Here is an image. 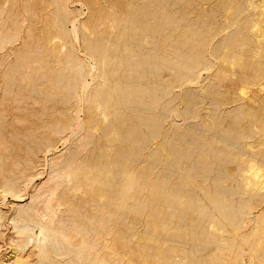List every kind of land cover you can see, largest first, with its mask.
<instances>
[{
    "label": "rangeland",
    "instance_id": "rangeland-1",
    "mask_svg": "<svg viewBox=\"0 0 264 264\" xmlns=\"http://www.w3.org/2000/svg\"><path fill=\"white\" fill-rule=\"evenodd\" d=\"M71 1L72 3H70V11H69L71 13L69 14L68 12L67 14H65V16L68 14L69 15L66 18H64L65 16H63L62 14V12L64 11L61 10L62 8L59 6V3L57 0H14L13 2L12 0L9 2H7L6 0H0V5L2 6L0 7L1 9H4V12H2L3 14L1 13L3 16H1L2 19L0 18V22L1 20H3L4 22L2 21L3 23L1 24L3 25L1 26L5 25L4 27L0 26V28L2 29V30L0 29L1 31L0 35L4 36L5 34V37L7 36L9 37V35H12L11 33L9 34V30H8L9 28L10 31L13 33V38L9 42L11 41L14 42L12 46L10 44H6V45H3V47H1V49L3 48L5 52L3 50L0 52L2 54V56L0 54L1 56L0 59L4 58V60H0V61L5 66L9 64L10 65L9 67H5L4 65L0 64V68H1L0 71L2 70L0 72L1 74L0 79L3 80L4 79L3 76L5 75L9 76L11 74L10 72H12V74L10 75L11 77L15 74V77L17 76L18 79H20L18 81V79L16 80L14 76L12 77L13 78L12 81L17 82V83L15 82L17 85L14 84V87H16L15 90H18L17 89L19 88L18 84L19 83L21 84V79L23 78V74L25 70L27 69V68L25 69L22 67L25 65H29L28 66L29 68L30 66H32V64L36 65L35 67L33 66L30 67L32 68L31 69L32 72L34 71V69L38 70L37 68H39L40 73H43V76L45 78L42 77L39 72L34 71L37 73L36 75H34V77L36 76L35 78L38 80V82L36 83L34 82V83L35 84L38 83L39 85L38 88H42V89H40L41 90L40 92V90H38V88L36 87L37 88L36 91L32 90L31 92L29 91V93L32 96L35 95L36 98L38 97V99H41L46 94V91L48 92L47 95L49 93L52 95V93L53 94L54 92L56 93V88L58 87L57 92H60L62 87L72 80L71 78H73L74 70L70 68L73 67L74 58L80 57L83 60H87V62L88 61L91 62V59H89L91 55L89 54H91L93 51L92 49L89 51V48H91L89 47L90 45L92 46L93 44L94 45L96 44L95 47L97 46L96 48L98 50L106 47V50H109V53H112L109 46H111L113 50V46H116L115 44L122 45L124 50L122 49V51H120V57L126 63L141 62L143 65L145 64V72L148 76L146 79L141 80V82H143L144 84L148 83L152 90L153 88L157 89L158 91L155 89L154 91L157 92V94L159 95L161 94L163 96V100L161 99V103L165 104L164 107L161 105L163 108L161 106L160 107L158 106L155 110L153 109L151 111L146 110L145 112H142V113L139 112V110H134V109L126 110L127 115H125V117L128 118V125L127 127L125 126L124 129L126 130L128 129V127L137 128V126L138 128H140L139 125L141 126L140 129H135V130L137 134L136 137H138L139 135L138 139L141 138L143 141H140L139 143H134L132 147L133 151H135L133 152L134 157L132 156V158H134V161L136 160L135 161L136 165H134L136 167L135 168L136 174L138 173L141 174L140 178L142 181H144V179H146L147 181L151 174H152L151 176H154V177L152 178L150 177L149 178L150 180L158 178V177H159L158 179H160L161 177V179L164 180L167 184H169L170 187H172L173 183L175 182L174 183L175 187H172V188H175L177 190H178L177 185L178 183H180V180H181V188H182L181 190H183L181 191V193L191 195V192L193 191L192 194H194L193 195L194 197L193 196L192 197L194 198V200H196L195 201L196 203L193 206V211L195 210V212L197 213V215L196 214L193 215V217L196 218V220L193 222L188 217L182 218L181 221L183 222H181V225L184 224L183 226H185L187 230H185V228L181 226V232L184 234V235L181 234V240H180L181 242L178 240H176L177 241L176 242L174 240V241H171V244L175 245V247L179 249L177 251L178 254L182 255L184 253H187L188 255L194 256V255H198L201 253L198 251L200 249L199 246L202 245L201 240L204 242V247H205V250L203 252L208 253V254L213 253V252L215 253L220 252V248H223L224 244L226 246L228 243L235 242L236 245L241 244L242 251H243L242 259L245 262V264H253L254 262H256L254 264H259L258 262L263 264L264 259H261V257L258 254L255 255V253H258V252H256L255 250H251V246L247 243L244 244L242 242V239L244 235L251 234L253 231H255V229H257L258 227L257 225L261 223V220L257 219V220L252 221L251 223H247L248 224L247 225L245 222V219L243 218L244 216H246V210L248 209L249 206L255 205L257 207H255L254 211L257 212L258 210L256 209L263 206L264 203L262 204L259 203L258 193L255 190L253 191L252 189L254 193L256 192V195L251 191V188L243 189L245 188V181L244 183H242L243 180L239 178L240 175H239L238 169L240 167L239 165L241 164L246 165L248 164V162L249 163L252 162L253 164L257 166L259 165L258 167L261 166L263 170L260 171L258 177H256L257 175L255 177L251 175L252 177H254L253 179H255V181L256 180L258 181L260 178V174L264 173V160H263L264 159V0H70V2ZM92 2H95V4ZM96 4L99 5L100 8H102L100 12L96 10L97 8L95 7ZM4 6H6L5 8L9 10L11 9L13 13H11V11L10 13H8L9 11H7V9L5 10ZM14 13H15V16H13ZM5 14H9V15H6L5 17ZM111 14L114 17L123 19V24L127 26L128 29L126 31L121 32V30L117 28L113 29V28H109V26L102 25L101 22L103 20L110 19L112 17ZM32 15H34L36 18ZM90 15L93 18L95 16L96 17L92 19ZM166 15L168 16L166 17ZM23 17L24 18L26 17L25 21ZM89 17L91 18V22L90 24L88 22L87 27H84L83 25L86 22L85 20L87 18L89 19ZM163 17L167 18L168 20L170 19V22H168L167 20L164 21L165 19ZM22 18L24 22H22ZM15 19L17 20L16 23L18 22L17 26L18 27L21 26V29H18L16 25H15V28L17 30L12 28L14 27V25L10 27L12 23L15 24L14 22ZM63 19L65 21H62ZM71 19L72 21L78 20L76 23L79 29L77 37L73 35L66 36L65 34L66 31L60 30L57 26L59 24L58 20H61L62 23L64 22L63 23L64 29L70 30L72 29V25L70 23L72 22ZM73 19H76V20H73ZM93 20H95L96 22L94 23ZM19 21L20 23L22 22V24H20ZM65 23H66L67 28L65 26ZM82 23L83 25L81 26ZM7 24L10 26L8 27ZM132 24L133 26L138 25L137 27L141 26V28H137L136 26H134L135 28L133 27L134 28L133 30ZM101 26H102V31L104 30L103 32L101 31ZM5 27H7V29ZM103 27L104 28L106 27V28L104 29ZM182 29H184L185 32L188 31L187 33L190 32L192 35H193V32H195V34L197 33L196 34L197 36L194 35V39H193L194 43L191 40L192 38L190 39V38H187L186 35L184 36L182 35L184 34V31ZM6 30H8L7 34L5 32ZM15 30L16 32L20 30L21 32L20 36H19L20 32L18 31L19 33H16ZM62 31H65V32H62ZM14 32L18 35L14 34ZM190 33L187 36L190 35L191 37ZM15 35L17 36V38ZM54 35H58L60 37L54 39L53 41L54 44H46L47 38L54 36ZM128 35H132L134 37L135 42L134 44H132V46H130L128 41L126 42V44L124 43ZM90 36L91 38H89ZM119 36H121V39ZM198 37L199 39H197ZM87 38H89V40H93L94 42L91 41L90 43L89 41V43H86V41H88ZM122 38L124 39V41H122L123 40ZM24 39L25 41L27 39V41L24 42ZM186 40H188V42L191 40L192 42H190L189 45L185 46L188 43ZM195 40L197 43L195 42ZM173 41L175 43H173ZM177 41H179V43ZM184 41L187 43H185ZM200 41L203 42V45ZM9 42L7 41L6 43H9ZM85 43L89 44L88 49ZM170 43L171 44L173 43L172 45L174 44L175 45L172 46ZM17 44L18 46H16ZM5 46H9V47H5ZM126 46H129V48L132 50V53H135V55L132 58L126 55V50H125ZM176 46L179 47L177 48V51L178 50L180 51L181 49L180 54H179V51L176 52V50L171 48V47H174L176 49ZM191 46L193 49L191 48ZM10 47H13V50ZM15 47L18 49H16ZM189 47L193 51H191ZM195 47H197V49H199L200 51L203 47L201 51L203 52V54H201L200 56L204 55L203 59L200 57L201 63L199 62L198 64L199 66L197 65L199 67L197 68V70L199 69L197 72L198 80L196 79L198 82H196L195 80V82L191 83L188 79H185L184 75L186 72V65L184 64L185 65L184 66L182 63L181 64L182 70L178 69V70H181L182 79L179 80L181 82L180 83L178 79H176L175 75L169 74L170 73L169 68L166 69L163 65L164 63L162 62L163 60L164 62H166L167 59L171 61L173 60L175 61L179 57L181 58V61L185 63V60L187 62V60L192 56V55H189V57H187L186 54L188 55L189 52L191 53L194 52L195 54L200 52L196 50ZM8 48H9V53L7 52ZM171 49H173L174 52L173 50L171 52ZM15 50L17 51L14 52ZM98 50L96 52V55L99 56L100 54ZM185 50H187L188 53ZM31 51L32 52L34 51L33 56L31 55L32 53ZM95 51L96 50H94V52ZM182 51L185 52L186 54H184ZM12 52L14 53L12 54ZM34 53H37V54L39 53V55H36V54L34 55ZM59 53L61 55H59ZM182 53L185 56H183ZM9 54L13 56L11 57L9 56ZM4 55L6 56L4 57ZM28 55L32 57H29ZM43 55H45L46 59L43 58L44 57ZM167 55H169V57ZM171 55H172V58H171ZM180 55H182L184 58L180 57ZM34 56H37V57L39 56L38 59L40 60H41V57L43 56L42 61H41L43 62L42 65L38 62L39 61L38 59H37L38 64H36L37 62L35 63L36 57ZM113 56L114 54H111V57ZM31 59L35 61L33 62ZM43 59L46 60V62L43 61ZM27 60L30 63H27ZM3 61H7V62H3ZM37 65H40V66H37ZM9 68L10 70L7 72ZM12 68L15 71L12 70ZM22 69L23 70L25 69V70L22 72V74L21 72L18 74L17 73L18 70L22 71ZM150 69L154 72L149 73ZM3 72H7V74L5 73L4 75ZM32 72L31 74H33ZM55 76L57 78L62 77V76L63 77L57 79ZM110 77L112 79H115L117 77L123 78L122 70L120 69L117 75L110 74ZM54 78L56 79L54 80ZM87 79L88 81L91 80L90 82H92L91 75L90 76L88 75ZM170 81H171V86H170L169 93L163 94L164 85ZM2 82L3 81H1L0 83L2 84ZM52 82H54L56 86L55 89H54L55 86H53L54 84H52ZM101 82L102 81L99 79V77L93 81V84H91L90 86L92 87L90 88L91 91L90 90L88 91V93L90 92L89 93L90 96L93 97L94 94H96L100 90V87L98 86H100ZM50 89L51 91H49ZM0 90H1L0 97H2L3 95L1 94L3 90L1 86H0ZM11 90L12 92L15 91L13 90V87ZM52 90L53 91L55 90V91L53 92ZM24 92L26 94V90H24L22 94H24ZM68 93L69 91L64 92V94L66 95H69ZM77 93H80V92L78 91ZM58 94L59 93H56V101L47 99L50 102L48 101L46 107H48V105L50 107V105L52 104L56 105L57 109H55L56 111L53 110L54 112L51 111L52 110L51 108H49L50 110L46 108V111L49 110L47 112L44 109L45 104H43L42 102L44 99L47 98L46 95H45L46 98L43 97L40 100L41 104L43 105V108H42V105L39 103H35L36 105L34 106V103L30 101V99L29 100L23 99L24 101V103H22L23 105L25 104L26 101L31 102L30 105L28 103L25 106L27 107V109H29L28 105L30 106L31 109L28 111L32 112L33 110L32 114H29V112L26 111L27 110L26 108L21 109V111L19 109L10 108V106L16 105V104L13 105L11 103H10L11 105L9 104V110H6L5 107H8V105L4 106V104L0 103V108H1L0 111H2L3 109V112H6V111L8 112V116H7V112L5 113L6 117L5 116L3 117L4 113L2 112L3 113L2 114L0 112V135L5 134L7 132L8 135L6 134L7 135L6 137H9L5 139L6 137L4 135H1L0 139H4V140H0V142L6 141L4 143L10 144L11 147L24 148L26 144L36 139V138L32 139L34 136L31 135L33 134L35 129L37 132L39 129V126L43 128L42 125L44 124H45L44 125L45 128L44 130L42 129V132H45L47 134L49 132L47 123L48 124L56 123L59 120L63 119L64 117L63 115L64 104L61 101H57L58 99L59 100L61 99L62 94L61 93H60L61 95L60 94L58 95ZM13 95L11 94V96ZM27 95H29L28 91H27ZM252 97L253 99H251ZM31 104H33V109H32ZM38 104L41 105L39 106L40 108L37 107ZM78 104L81 105V108H82L81 111L78 112L79 117L80 119L83 120V122H86L84 123V126L76 129L77 126L72 125L71 128L68 129L67 131L68 133L66 134V137H65L67 142L65 140L60 141V139H58L59 137L57 136L54 138L52 137L51 138L52 141L56 140L55 142L53 141V143L55 144L54 146L55 152L51 155L45 156L40 151L39 155L36 157L35 164L36 165L38 164V166L36 167L38 169L36 171L41 174L39 175L38 180L35 181L34 185H40L41 183L45 185V182L48 183L49 182L48 180H50V182L45 185V186L49 185V187L43 186L44 188L42 187V189L44 190L40 189V191H42L44 194H47L50 187L55 186V183L59 181L61 183L58 186H56V188L58 187V190H57L58 192L59 191L61 192L62 190L65 189V187L67 188L69 186V185L68 186L65 185L67 182H64V179L61 177L60 168L63 165H65L67 161L71 160L74 157L75 158L78 157V159L77 158L75 159L76 161L77 160L79 161L81 159L85 162L84 163L83 161H80V164H78L79 162L77 161L78 163L75 162L74 166L80 167L83 164H85V166H83L85 168V167H90L91 165L98 167L99 165L100 167H103V168L109 167L111 169V166L113 165L112 168L117 169L116 166L118 165L115 164V161H116V157L117 159L119 157L115 155L117 154L115 152H118V153L120 152L118 148L113 147L112 144H110L107 141L106 136H105L106 132H104L105 127L109 121L107 122L103 121L102 119H100L101 116L98 115L99 118H97L96 122H94L97 124V127L94 128L96 129V131H94V129H92L93 127L91 128V125L93 123L90 125L88 124L89 126L87 125L86 119L88 118V114H89L88 107H87V100L85 99V100H82L81 102L79 101ZM166 105L168 106V108L166 107ZM36 108H39L40 109L39 111L43 109L44 112H46V114L42 115L43 110L41 112H38V109L36 110ZM165 108L168 112H166ZM35 110L38 112V114H36L37 112ZM18 111H20V114ZM10 112H12V114L9 116ZM34 112L36 115H34ZM17 114H19L20 116L18 115L19 116L18 117ZM37 116L40 117V119ZM146 116L150 118L151 121L154 120L151 122L152 125L150 124L148 126L146 125L148 122L143 121L145 120V118H147ZM154 116H155V119H157L158 121L157 120L155 121V119L153 118ZM19 118L20 119L24 118L23 119L24 122H26L28 119L31 121H29L30 123L26 122L24 124V122H22V120H20ZM140 118L143 120L141 121ZM1 119L3 120L6 119L4 120L6 122H4ZM41 119H44L45 121H42ZM99 120H102L103 124L105 123V125L101 124ZM133 120L134 122L132 123ZM10 121H11V124H10ZM154 122L156 123V125ZM13 123L16 125H14ZM18 123L21 125L22 127L21 129H23L24 132L23 130L20 129V125ZM136 123H138V125ZM143 123L144 125H142ZM153 123L155 126H160V133H158L157 135L156 134L153 135L152 133L153 132L152 129L154 127ZM157 123H160V125ZM98 125H100V127L102 125L103 126L102 128H99ZM88 127L91 130H88ZM30 128L31 129L33 128L34 130L33 129L30 130ZM97 128L99 130L101 129L100 132ZM13 130L14 131L17 130V131L15 133H12ZM28 130H30L29 134L31 131L33 132L29 135L27 132ZM36 132L34 133L35 135H36ZM39 132L41 133L40 130L37 133L39 134ZM16 135L19 137L16 138ZM10 137L13 138L14 140L11 139ZM30 138L32 140H30ZM8 139L9 140L11 139V140L7 141ZM16 139H18L17 140V142L19 141L18 143L15 141ZM22 139L24 140L29 139V140L25 141L26 143L25 144ZM165 141L169 145L174 146L175 148H177L178 146L177 149L181 148L182 154H181L180 160L174 159L173 157H167L166 159V157L164 158L163 156L161 157V160L160 159L157 160V156H159V153L162 154V152H164L163 150L161 151V146H162V142H165ZM143 142L145 144H143ZM15 143L18 146H16ZM19 144L22 146H19ZM107 144L109 146H107ZM141 144H142V147L140 146ZM124 148L121 149L122 150L121 152H125L130 149V146L128 145V143L127 145L124 146ZM190 148H192L191 149L192 151L190 150ZM137 149H139L138 152H140V154L137 152ZM111 150L114 152H112ZM107 151H110L112 155L108 153ZM137 153L139 156H137ZM148 153L150 154L148 155ZM108 154H109V160L111 159L110 164L107 163L109 162V160L107 161ZM198 154L200 157L198 156ZM203 154L206 155L205 156L206 159L204 157L205 160H203V156H204ZM61 155H63V157ZM90 155H92V157ZM110 155L112 158L110 157ZM150 155H151V158H150ZM57 156L61 157L60 159L58 158L60 163H58L59 161L57 160L58 162L56 165L50 166L52 158L53 157L55 158ZM103 156H106V157H103ZM105 158H106V161L104 160ZM162 159L165 161H163ZM174 160L176 163L174 162ZM93 161H94V164H93ZM102 161L104 162L102 163ZM201 161L202 162L204 161L205 163L204 162L202 163ZM76 163L78 165H76ZM177 163L179 164L180 167H178ZM86 164L89 166H87ZM139 166H141V168ZM151 166L153 169H151ZM197 166L200 168H198ZM142 168L143 170H141ZM149 168L151 170V173H149L150 172ZM53 169H55V171ZM118 169H119V166H118ZM52 172L53 173L55 172V174H53ZM158 172H160V174ZM76 173H81V172H76ZM188 173L190 176L188 175ZM140 174H138V176ZM156 174H157V177H156ZM183 174H184L185 179L182 176ZM186 175L188 176L186 177ZM118 176L121 179V176L120 175ZM192 176L193 178H191ZM262 177L263 176L261 175V178ZM51 178H52V181H51ZM119 178L115 180V182L119 181L120 180ZM191 179L192 180L194 179L193 185L191 184ZM259 181L261 182L262 179H260ZM53 182L55 183L53 184ZM62 182H64V184H62ZM115 182L113 180V183ZM186 182L187 183L189 182L191 185H187ZM145 183L147 184L148 182H145ZM195 184L198 185V187L194 186ZM222 185H224L225 188ZM32 186H31L32 189L29 186L28 189L25 188L26 189L25 192L23 191L24 193L23 197L25 199L22 202L14 201L11 194H7L8 196L7 195L5 196L7 198H5L4 196L1 197L2 195L0 192V202L2 201L0 203V208L3 209V211L5 212V216L2 220L3 221L2 228H3L4 233L2 234V236H0V245L2 247L0 248V259L3 258V256L5 258L6 255L11 254L10 247H8V239H9L8 237L11 236V234H13L14 228H13V224L9 216L13 215V213L16 212L18 209L27 207L28 204H32L33 201L31 199L32 197L30 194V192L33 190ZM111 186H114V185L112 184ZM188 186H190V189ZM244 190H246L247 192L246 191L244 192ZM146 191H148V188L147 190L146 189L143 190L145 195L147 194L148 196V193ZM43 193L42 195H44ZM78 195L79 196L81 195L80 197H82L84 195L86 196L87 194L82 195L79 193ZM140 195L143 196L142 199L144 200L147 199V198H144L146 196L143 193L137 195L136 198L140 197ZM222 195H225L224 197L225 199L220 200L219 198V201L222 204L223 203L225 204L226 201L225 202L223 201L227 200L228 205H222L220 202L215 203L213 199L211 198V196L221 197ZM141 197L139 199H141ZM76 199L74 200V203H81L80 200L84 199V197H82V199L81 198H76ZM85 199L90 201L89 194L88 196L85 197ZM3 200L5 201L3 202ZM91 202L92 201L87 202V203L95 205V203H91ZM217 203L218 204L220 203L221 206L218 205ZM201 209H203V211ZM226 210H228V212ZM199 211L200 212L202 211L203 213L197 219L198 215H200V213H198ZM225 211L229 213L231 216L233 215L234 217L232 218H235V219L232 220L231 218V220L228 221L227 218H225V215H227ZM144 215L146 214H143V216L142 214L136 215L135 220H134V223H135L134 225L136 226V229L138 230L148 231V228L146 225L147 223L146 219H148V216L146 215L144 217ZM186 221L188 223H186ZM197 221L198 223H196ZM212 222H215L217 224L218 228L216 227L215 228L216 230L214 229V227L212 228L211 226H209V224L212 225ZM186 224L187 225L189 224L190 226L188 225L187 227ZM191 224H194L195 226L198 224L199 226L197 225L198 228H196L194 225L191 226ZM244 224L245 226L246 225L247 226L245 227ZM195 229L196 230L198 229V230L196 231ZM210 229H213L212 231L215 230L216 235H217V236L216 235L214 236L215 238H213V236L209 237L207 235L208 233L210 234L211 232ZM189 230H190V233H189ZM193 230L199 235V238L201 237V240L199 243L200 245L197 243L199 241L197 240L198 238L193 239L191 236ZM201 232H206V234L202 237L200 235ZM186 235H189V236H186ZM210 238H212V241L214 239V242H212ZM215 242H217L218 245ZM183 251L184 253H182ZM228 251L229 250L227 249L223 250L224 253H227L230 255L229 259L233 263L235 260L234 254H236V250L234 249V250H230L229 252ZM256 258H259V259H256ZM237 262L239 261L237 260Z\"/></svg>",
    "mask_w": 264,
    "mask_h": 264
},
{
    "label": "bare ground",
    "instance_id": "bare-ground-1",
    "mask_svg": "<svg viewBox=\"0 0 264 264\" xmlns=\"http://www.w3.org/2000/svg\"><path fill=\"white\" fill-rule=\"evenodd\" d=\"M6 1L9 2L11 0H9V1L6 0ZM13 1L14 0H12V2ZM57 1L59 3V6L62 8L61 10L64 11V12H62L63 16H65V14H67L70 11V3H72V1L71 2H70V0H57ZM92 3L95 4V2H92ZM1 7H0V10H1L0 11V18H1V16H3L2 12H4V9H1ZM5 7L6 6H4V8ZM95 7H97L96 10L98 12H100L102 10V8H100V6L97 4ZM6 9L7 8H5V10ZM93 10H94V8H93ZM7 11H9L8 13H10L11 9L10 10L7 9ZM11 13H13V12L11 11ZM15 13L13 14V16H15ZM70 13L71 12H69V14ZM93 14H92V16H93ZM6 15H9V14H5V17H6ZM34 15H36V14H34ZM34 15H32V16H34ZM68 15H66L64 18H66ZM111 16L112 17L110 19L103 20L101 22V24L104 26L105 25L109 26V28H113V29L117 28V29L121 30V32L126 31L128 29L127 26H125L123 24V19L114 17L112 14H111ZM167 16L168 15H166V17ZM23 18H22V22L25 21L26 17L24 18V21H23ZM94 18L92 17V19H94ZM169 18H170V16H169ZM16 19L14 21L15 24L10 23L11 26L7 24L8 27L9 26L12 27L14 25V27H12V28L16 29L15 25H16V27H18L17 26L18 22L16 23V21H17ZM87 19L85 20L86 22L84 21L85 22L84 25L82 23L81 26L83 25L84 27H87L88 22L90 24L91 18L89 17L90 21H89V19L88 20ZM164 19H165L164 21L167 20L168 22H170V19L169 20L167 18H164ZM73 20H76V19H73ZM2 21L3 20H1V22H0V26L3 25L1 23H3L4 21L3 22ZM58 21H59L58 22L59 24L57 25L58 28L60 30H65L66 36H71V35H73L75 37L78 36V30L79 29H78L77 24H76L78 20L72 21V19H71L72 22H70V23L72 25V29H70V30L64 29V25H63L64 22L62 23L61 20H58ZM62 21H65V20L63 19ZM93 21H94V23L96 22L95 20H93ZM22 22L20 23V21H19L20 24H22ZM4 26H1V27H4ZM65 26H66V23H65ZM81 26H80V28H81ZM134 26H136V25H134ZM134 26L132 24V28ZM5 28L7 29V27H5ZM66 28H67V26H66ZM88 28H89V26H88ZM134 28H133V30H134ZM137 28H141V26L137 27ZM18 29H21V26L18 27ZM8 30H9V34L10 33L12 34V35H9V37L8 36L5 37V34H4V36L0 35V52L3 50V48L1 49V47H3V45L10 44L12 46V44L14 43L12 41L9 42L13 38V33L10 31L9 28H8ZM8 30L5 31L6 34H7ZM16 30H15V32H16ZM107 30H108V28H107ZM182 30L184 31V29H182ZM187 30H188V28H187ZM18 31L20 32V30H18ZM18 31L16 33H19ZM65 31H62V32H65ZM101 31H102V26H101ZM15 32H14V34H16ZM110 32H111V30H110ZM187 32L184 31V34H182V35L183 36L186 35V37L190 38V39L192 38L191 40L193 41L194 35H196L197 33L195 34V32H193V35H192L189 32L191 34V37H190V35L187 36L189 34ZM20 34H21V32L19 33V36H20ZM16 35H18V34H16ZM91 36L89 38H91ZM58 37H60V36L54 35V36L47 38L46 44H54V42H53L54 39L58 38ZM119 37L121 39V36H119ZM186 37H185V39H186ZM16 38H17V36H16ZM89 38H87L88 41H86V43H89V41L91 43V41H93V40H89ZM197 39H199V37ZM191 40L189 42H188V40H186L188 43L184 41L185 43H187L186 45L184 43V45L185 46L189 45V43L192 42ZM196 40H195V42H196ZM7 41L9 43H6ZM26 41H27V39H26ZM26 41L24 39V42H26ZM122 41H124V39ZM127 41L129 42L130 46H132V44H134V42H135L134 37L132 35H128V37L125 39L124 43L126 44ZM174 41H173V43H175ZM177 42L179 43V41H177ZM200 42L203 45V42L202 41H200ZM86 43H85V45H87L86 46L87 49L89 47H91V48H89V51L91 49L93 51L91 54H89V55H91V57L89 56L90 57L89 59H91V62L88 61L89 62L88 63L87 60H83L80 57L74 58L73 67L70 68V69L74 70L73 71V73H74L73 78H71L72 80L63 86L64 88L62 87L61 91L58 89L60 92H57L58 87L56 88L54 82H52V84H54L53 86H55L54 89L56 88V93L62 94L61 99L60 100L58 99L57 101H61L64 104V111H63L64 117H63V119L59 120L56 123H52V124L47 123L48 131H49V132L47 131L48 132L47 134L45 132H42V129L44 130V128H45L44 127L45 124L42 125L43 128H41V126H39V129L36 127L38 129V131L39 130L41 131V133L39 132V134H38L37 133L38 131L36 132V129L34 132L31 131L30 134L33 132V134H31V135L34 136L33 138L31 136V138L32 139L36 138V139L32 140L30 138V140H32L34 142L30 141V143H28V144H26L25 141H27L29 139H27V140H24L25 138L22 139L24 141V143L26 144V146L24 148L11 147L10 144L4 143L6 141L0 142V190H1L0 192L2 195L1 197H3V196L5 197L7 194H11L14 201H18V202L21 201L22 202L25 199L23 197V195H24L23 191L25 192V190H26L25 188L28 189L29 186L31 188V186L33 184V186H32L33 190L30 192L31 197H32L31 199L33 201V202L31 201L32 204H28L27 207L18 209L16 212H14L15 214L13 213V215L9 216V218L13 224V228H14L13 234H11V236L8 237L9 238L8 239V247H10V250H11L10 253L11 254L6 255L5 258L3 256V258L0 259V264H245V262L242 259V252L243 251H242L241 244L236 245L235 242L228 243L226 246L224 244L223 245L224 247L220 248V252H217V253L213 252V253L208 254V253L203 252L205 250L204 242L201 240V237L199 238V235L194 230L192 231L191 236L193 239L198 238L197 239V240H199L197 242L198 244L200 243V240H201L203 246L199 244L200 246H202V247H200L198 245L200 248L198 251L201 253L198 255H194V256L188 255L187 253H184V251L182 252V253H184L182 255L177 253V251L179 249L177 247H175V245H172L171 241H174V240L180 241L181 240V234H183L181 232V226L184 225V224L181 225V222H183V221H181V219L188 217L193 222L196 220V218L193 217L194 214L197 215L195 210L193 211V206L196 203L195 202L196 200H194V198H193L194 197L193 196L194 194H192L193 191L191 192V195L181 193V191H183V190H181L182 188H181V180L180 179H179L180 183H178L179 181L177 182L178 183V185H177L178 190L175 188H172V187H175V184H174L175 182L173 183L172 187H170L169 184H167L164 180L161 179V177H160V179H158L159 178L158 177V178L150 180L149 179L150 177L151 178L154 177V176H151L152 174L150 175V177L148 178L147 181H146V179H144V181H142L140 178L141 174L138 173L139 171L137 173L140 175L138 176V174H136V169H135L136 167L134 166V165H136L135 164L136 160L134 161V158H132L133 152H135L132 149L133 144L139 143L140 141H143L141 138L138 139L139 135H138V137H136L137 134H136V130H135V129H140L141 126L139 125L140 128H138V126H137V128L128 127V129H126V130L124 129L125 126L127 127V125H128V118L125 117V115H127L126 114L127 109L139 110V112L142 113V112H145L146 110H149V111H151L152 109L155 110L158 106L160 107L161 105L164 107L165 104L161 103V99L163 100V96L161 94L160 95L157 94V92L154 91L155 88H153V90H152L148 83L144 84L143 82H141V80L146 79L148 76L145 72V64L143 65L141 62H135V63L128 62V63H126L120 57V51H122V49L124 50L122 45H119V44L117 45L114 43L116 46H113V50H112L111 46H109V48L112 51V53H109V50H106V47L98 50L96 48L97 46L95 47L96 44L94 45L92 43L94 46L93 45L89 46V44H86ZM107 43H109V42H107ZM193 43H194V41H193ZM199 43H198V45H199ZM174 45H172V46H174ZM16 46H18V44ZM5 47H9V46H5ZM197 47H195L196 50L200 51L199 49H197ZM200 47H201V45H200ZM10 48H12V50H13V47H10ZM107 48H108V46H107ZM125 48H126L125 49L126 55L129 56L130 58H132L135 55V53H132V50L129 48V46H126ZM171 48L176 50V52L179 51V50L177 51V48H179L178 46H176V49L174 47H171ZM191 48H192V46H191ZM191 48L189 47L190 50H191ZM16 49H18V48H16ZM173 49H171V52ZM202 49H203V47H202ZM202 49H201V51H202ZM7 50H8L7 52L9 53V48ZM94 50H96V51L94 52ZM97 50L100 54L99 56L96 55ZM174 50H173V52H174ZM16 51L17 50H15L14 52H16ZM180 51H181V49H180ZM180 51H179V54H180ZM185 51L187 52V50H185ZM191 51H193V50H191ZM201 51L196 53V54L194 52H192L195 55L192 54L191 52H189V54L187 55L185 52L182 51L184 54H186L187 57H189V55H192L187 60V62L185 60L186 59V57H185V59H184L185 63L182 62L181 58H179V57L175 61L174 60L171 61V60L167 59L166 62H164V60H163L162 63H164L163 65L166 69L169 68V72H170L169 74L175 75V77H176V79H178V81L180 79H182L181 78V70H182L181 64L182 63H183V65L185 64L186 65V72L184 75L185 79H188L191 83H193V82H195V80L198 77L197 72L199 69L197 70V68H199L198 64L200 62V57L203 59V56H204V55L200 56L201 54H203V52H201ZM14 52H12V54ZM33 52L31 53L32 56H33ZM8 53H7V55H8ZM10 54H11V52H10ZM10 54H9V56H11ZM35 54L39 55V53L38 54L34 53V55ZM111 54H114V56L111 57ZM175 54H177V53H175ZM184 54H183V56H185ZM59 55H61V54L59 53ZM1 56H2V54H1ZM5 56L6 55H4V57ZM9 56H7V57H9ZM28 56L32 57L30 55H28ZM40 56H41V54H40ZM43 56L42 57L44 59H46L45 55H43ZM167 56L169 57V55H167ZM183 56L180 55V57L184 58ZM34 57H36V59L34 58L36 61L32 60V59L31 60L33 62L35 61V63H36L39 56L38 57L34 56ZM42 57H41V60L38 59L39 60L38 62L41 65L43 63V62H41ZM171 58H172V55H171ZM44 59H43V61L46 62V60H44ZM0 60H4V58L0 59ZM7 61H9V60H7ZM7 61H3V62H7ZM38 62L36 64H38ZM27 63H30V62H28V60H27ZM0 64H2L1 61H0ZM5 64H7V63H5ZM25 64H26V62H25ZM2 65H4V64H2ZM9 65H6V66L4 65V66L9 67ZM28 66L29 65H25L22 67L25 69L27 68L26 70L29 72H27L24 69L25 72L23 74V78L21 79V84L20 83L18 84V87H19V88H17L18 90H15L16 87H14V84H16L17 82L12 81L13 76H14V78H16V80L18 79V77L17 76L15 77L14 73H13L14 75L11 77L10 75L12 74V72H10L11 73L9 75L10 77L8 75H5V73L7 74V72L10 70V68L7 70V72H3L6 77L3 76L4 79L3 78H2L3 80L0 79V82L3 81L2 84L0 83V86L2 87V90H3L2 94H1L3 96L0 97V103L4 104V106L8 105V107H5L6 110H9V104L10 103L13 105L16 104L15 106H10V108L19 109L21 111V109H23V108L27 109V107L25 105H27L28 103L30 105V103H31L30 101H32L34 103V106L36 105L35 103L41 104L40 100L43 97L46 98L45 97V95H46L47 98L44 99L42 102L43 104H45L44 105L45 111H46V108L47 109L51 108L52 109L51 111H53V110L56 111L55 109H57V107L55 104L50 105V107H49V105H48V107H46L49 100H55L56 101V93L54 92L55 90L54 91L52 90L54 92V94L52 93V95L50 93L47 95L48 92L46 91V94L41 99H38V97L36 98V96L34 94L33 95L35 97L29 93V91L31 92L32 90L36 91L38 86H39L38 83L35 84L36 82H38V80L35 78L36 76L34 77V75L37 74L34 71H37L40 73V70H39V68H37L39 71L34 69V71L32 72V70H31L32 68H30V67H32V66L35 67L36 65L32 64V66H30L29 68H28ZM37 66H40V65H37ZM43 66H44V64H43ZM161 66H162V64H161ZM154 67H155V65H154ZM120 69L122 70L123 78L117 77L115 79H112L110 77V74L117 75ZM178 69H181V70H178ZM5 70H6V68H5ZM12 70H14V69L12 68ZM24 70L23 69H22V71L18 70L17 73L19 74L21 72V74H22V72ZM30 70L33 74H31ZM184 70H185V68H184ZM177 71H179V72H177ZM151 72L153 73L154 71H152L150 69L149 73H151ZM199 72H201V71H199ZM21 74H20V76H21ZM40 75L42 77H44L43 73H40ZM88 75L89 76L91 75L92 82H90L91 80L88 81V79H87ZM184 76H183V78H184ZM62 77H58V78L56 77V78L59 79ZM98 77L102 81L100 83V86H98V87H100V90L98 89L99 91L96 94H94V96L92 97L89 95L90 92L88 93V91L90 90V88H92L90 86H91V84H93V81L96 80ZM56 78H54V80ZM19 80L20 79H18V81ZM197 80H196V82H198ZM42 86H40V87H42ZM170 86H171V81L164 85L163 94L169 93ZM12 87H13V90H15L13 92L11 90ZM40 89H42V88H38V90H40ZM51 89L49 91H51ZM22 90L23 91L26 90V94H25V92H24V94H22L23 93ZM155 90H157V89H155ZM21 91H22V93H21ZM27 91H28L29 95H27ZM65 91H69V93H68L69 95L64 94ZM78 91L80 93H77ZM40 92H41V90H40ZM11 94L12 95L14 94V95L11 96ZM19 95H20V97H19ZM23 99H28V100L30 99V101L25 100L26 102L23 105L22 104V103H24ZM47 99H49V100H47ZM85 99L87 100V107H88V111H89L88 118L86 119L87 125L88 124L90 125L93 123L91 125V128L92 127H93L92 129L96 128L97 124L94 122H96L97 118H99L98 115L101 116L100 119H102L103 121H106V122L109 121L105 127L106 131L104 130V132H106L105 136H106L107 141L110 144H112L113 147L118 148V150L120 152V153L115 152V153H117L115 155L119 157L117 159V157L115 156L116 157L115 164H117L119 166V169H118V166H116L117 169H113L112 168L113 165L112 166L110 165L111 169L109 167L103 168V167H100L99 165H98V167L91 165L90 167H85V168L83 167V166H85V164H83L80 167L74 166V163L78 161V160L77 161L75 160L76 158L78 159V157H76V158L74 157L71 160L67 161L65 163V165L62 166L63 168L62 167L60 168L61 177L64 179V182H67L65 185H67V186L69 185V186L67 188L65 187V189L62 190L61 192L60 191L58 192L57 191L58 187L56 188V186H58L61 182L60 181L57 183L53 182V184L55 183V186L50 187L47 194H44L42 191H40V189H42L43 186L48 184L50 182V180H48L49 182L47 181L48 183L45 182V185H43L42 183L40 185H34L35 181L38 180V177L41 174V173L36 171L38 169V168H36L38 166V164L37 165L35 164L36 157L39 155L40 151L45 156L51 155L55 152L54 151L55 144L53 143V141L55 142L56 140L52 141L51 140L52 137L54 138L57 136V137H59L58 139H60V141L61 140L66 141L65 137H66V134L68 133L67 131H68V129L71 128L72 125H76L77 126L76 129L84 126V123H86V122H83V120L80 119V117H79L78 112L81 111L82 108H81V105H79L78 103H79V101L81 102L82 100H85ZM251 99H253V97ZM39 104L37 105V107L42 105V104L41 105H39ZM29 105H28L29 109H27L26 111L31 109ZM31 106L33 109V104H31ZM166 107L168 108L167 105H166ZM39 108H36V110L38 109V112H41L43 109H41V111H39L40 110ZM42 108H43V105H42ZM49 110H47V111H49ZM165 110H166V108H165ZM20 111H18L19 114H20ZM24 111H25V109H24ZM174 111H175V109H174ZM0 112L2 113L3 109ZM6 112H3L4 113L3 117L6 115L5 114ZM38 112L36 114H38ZM46 112H44V110H43L42 115L46 114ZM166 112H168V111L166 110ZM32 113H33V110H32V112L31 111L29 112V114H32ZM11 114H12V112H10L9 116ZM19 114H17V116ZM36 114L34 112V115H36ZM40 115H38V116H40ZM7 116H8V112H7ZM38 118L40 119V117H38ZM41 118H42V116H41ZM153 118L155 119V116ZM6 119H4V120H6ZM23 119L21 118L20 120H22V122H24ZM25 119H27V118H25ZM132 119H134V118H132ZM1 120H3V119H1ZM16 120H18V119H16ZM41 120L45 121L44 119H41ZM102 120H99L101 124H103ZM140 120L142 121L143 119L140 118ZM149 120H150V118L147 117L143 121L148 122L147 124L146 123L145 124L149 126L151 124V122L154 121V120H152V121L151 120L149 121ZM156 120L157 119H155V121ZM29 121H31V120L28 119L26 122L30 123ZM4 122H6V121H4ZM26 122H24V124ZM133 122H134V120L132 121V123ZM31 123H33V122H31ZM138 123H136V124L138 125ZM154 123H153L154 127L152 129V131H153L152 133H153V135L154 134L157 135L158 133H160V126H155L156 123H155V125H154ZM10 124H11V121H10ZM157 124L160 125V123H157ZM14 125H16V124H14ZM19 125H17V126H19ZM100 125H98L99 128H102V126L105 125V123L101 127H100ZM142 125H144V123ZM47 126H46V128H47ZM29 127H30V125H29ZM21 128L22 127L20 125V129ZM24 129H25V127H24ZM32 129L30 128V130H32ZM21 130H23V129H21ZM30 130L27 131L28 134H29ZM45 130H47V129H45ZM88 130H91V129L88 127ZM100 130H99V132H100ZM16 131L17 130H15V131L13 130L12 133H15ZM94 131H96V129H94ZM23 132H24V130H23ZM35 132H36V135L34 134ZM72 133H74V132H72ZM6 134H7V132L5 134H1V135H4L6 137L8 135V134L7 135ZM17 137H19V136L16 135V138ZM7 138H9V137H6L5 139H7ZM11 139H13V138H11ZM144 139H145V137H144ZM0 140H4V139H0ZM10 140L8 139L7 141H10ZM17 140L18 139H16L15 141L17 142ZM171 140H172V138H171ZM144 141H146V140H144ZM21 143H22V141H21ZM127 143L130 146V149L128 151L121 152L122 151L121 149L124 148V146L127 145ZM143 144H145V143L143 142ZM16 146H18V145L16 144ZM19 146H22V145L19 144ZM107 146H109V145L107 144ZM140 146L142 147V144ZM177 148H178V146H177ZM177 148L169 145L166 141L162 142L161 151L163 150L164 152H162V154L159 153V156H157V160L158 159L161 160L162 156L164 158L166 157V159H167V157H173L174 159L180 160L181 154H182L181 148L180 149H177ZM191 149L192 148H190V150ZM138 150L139 149H137V152H138ZM107 152L110 153V151H107ZM112 152H114V151H112ZM138 153L140 154V152H138ZM138 153H137V156H139ZM144 153H143V155H144ZM110 154L112 155V153H110ZM149 154L150 153H148V155ZM249 154H251V153H249ZM111 155H110V157H111ZM153 155H154V153H153ZM157 155H158V153H157ZM188 155H190V154H188ZM61 156L63 157V155H61ZM90 156L92 157V155H90ZM198 156H199V154H198ZM205 156L206 155L203 156V160L206 159ZM256 156H258V155H256ZM103 157H106V156H103ZM115 157H113V158H115ZM204 157H205V159H204ZM58 158L60 159L61 157L60 156L59 157L57 156L55 158L53 157L51 160V164L49 163L50 166L56 165L57 162L59 161ZM107 158H108L107 159V161H108L109 160V154H108ZM150 158H151V155H150ZM201 158H202V156H201ZM207 158H208V156H207ZM233 158H235V157H233ZM82 159H84V158H82ZM104 160L106 161V158ZM80 161H83V160L80 159L78 161L79 163L78 162L77 163L80 164ZM163 161H165V160H163ZM103 162L104 161H102V163ZM110 162H111V159L107 163L110 164ZM157 162H155V163H157ZM174 162H175V160H174ZM58 163H60V161ZM77 163H76V165H78ZM170 163H171V161H170ZM180 163H181V161H180ZM93 164H94V161H93ZM140 165H141V163H140ZM173 165H174V163H173ZM87 166H89V165H87ZM191 166H192V164H191ZM239 166H240L238 169L239 175H240L239 178L243 180L242 183H244V181H245V188H243V189L251 188V191H252V189H253V191L255 190L258 193L259 203L260 204L264 203V178H263L264 173L260 174L259 180L262 179L261 182L259 180L255 181V179H253L256 175H257L256 177H258L260 171L263 170L261 168V166L258 167L259 165L257 166L255 164H253L252 162H250V163L248 162V164H246V165L241 164ZM139 167L141 168V166H139ZM178 167H180L179 164H178ZM198 168H200V167H198ZM201 168H203V167H201ZM58 169H59V167H58ZM151 169H153L152 166H151ZM53 170L55 171V169H53ZM141 170H143V168ZM149 170H150V168H149ZM198 171H199V169H198ZM76 172H81V173H76ZM149 173H151V170ZM158 173L160 174V172H158ZM53 174H55V172ZM56 175H57V173H56ZM118 175L121 176V179L119 178ZM188 175H189V173H188ZM188 175H186V177ZM251 175H253L254 177H252ZM261 175L263 176L262 178H261ZM182 176L184 178V174ZM193 176L191 178H193ZM52 177H53V175H52ZM156 177H157V174H156ZM118 178L120 180L115 182V180H117ZM142 178H144V177H142ZM184 179H183V181H184ZM113 180L115 183H113ZM51 181H52V178H51ZM61 181H63V180H61ZM140 181H142V182H140ZM64 182H62V184H64ZM145 182H148V183L146 184ZM193 183H194V179L193 180L191 179V184L193 185ZM223 183H225V182H223ZM112 184L114 186H111ZM184 184H185V182H184ZM186 184L191 185L189 182L188 183L186 182ZM242 185H244V184H242ZM194 186L198 187V185H196V184ZM222 186L224 187V185H222ZM45 187H49V185L45 186ZM182 187H183V185H182ZM188 187L190 189V186H188ZM147 188H148V191H146V192L148 193V196H147V194L145 195V193L143 192V190H145V189L147 190ZM42 190H44V189H42ZM245 191L246 190H244V192ZM141 192L146 196L144 198H147V199H145V200L142 199L143 198L142 195H140V197L142 196L141 199H139L140 197L136 198L137 195L142 194ZM256 192L255 193L253 192V193L256 195ZM42 193L44 195H42ZM45 193H46V191H45ZM79 193L82 195L87 194L86 196H88V194H89L90 201H92L91 203H95V205L94 204H88L87 202H90V201L86 200L87 198L85 199L86 196L84 195L82 197H84V199L86 200V202H85V200L82 199V197H80L81 195L80 196L78 195ZM224 197H225V195H222L221 197L211 196V198L213 199V201L215 203L220 202L219 198H220V200L225 199ZM5 198H7V197H5ZM76 198H81L82 200L79 199L81 203H74V200ZM4 201L5 200H3V202ZM223 202H225V204L224 203L222 204L221 202L220 203L222 205H228L227 200H224ZM220 203L219 204L217 203V204L220 205ZM255 207H257V206H255V205L249 206L248 209L246 210V216H244L243 218L245 219L246 224L251 223L252 221L257 220V219H260L261 223L257 225L258 226L257 229H255V231H253L251 234L244 235L242 242L244 244L245 243L249 244L251 246V250H255L256 252H258V253H255V255L258 254L261 257V259H264V205L261 206L260 208L256 209V210H258L257 212L254 211ZM199 208H197V209H199ZM228 208H229V206H228ZM201 210L203 211V209H201ZM202 211L198 212V213H200V215H198V217L196 216L197 219L203 213ZM226 211L228 212V210H226ZM226 213H224V214H226ZM138 214H142V216H143V214H146L148 216V219L145 218L147 220L146 225H147L148 231H141V230L136 229V226L134 225L135 224L134 220H135L136 215H138ZM146 215H144V217ZM4 216H5V212L3 211V209L0 208V236H2V234L4 233L3 228H2L3 227L2 226L3 225L2 220H3ZM6 217H8V216H6ZM232 217H234V216L233 215L231 216L229 213H227V215H225V218H227L228 221H230ZM188 218H187V220H188ZM233 219H235V218H232V220ZM129 220H131V221H129ZM186 223H188V222L186 221ZM196 223H198V221ZM188 225H187V227H188ZM192 225H194V224H191V226ZM197 225L196 226L194 225V226L196 228H198L199 225L198 226ZM209 226H211L212 228L214 227V229H215L217 227V224L215 222H212V225L209 224ZM244 226H245V224H244ZM255 226H256V224H255ZM183 227L185 228V226H183ZM185 230H187V228H185ZM210 230H211L210 234L208 233L207 235L209 237L213 236V238H215L214 236L216 235V232H215L216 229L214 231H212L213 229H210ZM210 230H208V231H210ZM189 233H190V230H189ZM205 234H206V232H201L200 235L203 237ZM186 236H189V235H186ZM210 239L212 241V238H210ZM212 242H214V239ZM197 243H196V245H197ZM205 243H206V241H205ZM215 243L217 244V242H215ZM4 247H5V245H4ZM179 247H181V246H179ZM0 248H2L1 245H0ZM224 249H227L229 251L234 250V249L236 250V254H234L235 260L233 259L234 260L233 263L229 259L230 255L223 252ZM256 259H259V258H256ZM237 260L239 262H237ZM252 263H253V261H252ZM254 263H256V262H254ZM258 263L261 264L260 262H258Z\"/></svg>",
    "mask_w": 264,
    "mask_h": 264
}]
</instances>
